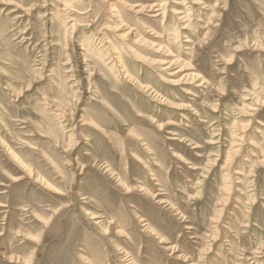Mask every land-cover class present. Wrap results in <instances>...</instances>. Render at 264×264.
I'll list each match as a JSON object with an SVG mask.
<instances>
[{
  "label": "rangeland",
  "instance_id": "obj_1",
  "mask_svg": "<svg viewBox=\"0 0 264 264\" xmlns=\"http://www.w3.org/2000/svg\"><path fill=\"white\" fill-rule=\"evenodd\" d=\"M0 264H264V0H0Z\"/></svg>",
  "mask_w": 264,
  "mask_h": 264
}]
</instances>
